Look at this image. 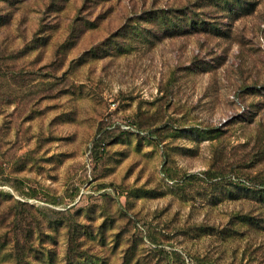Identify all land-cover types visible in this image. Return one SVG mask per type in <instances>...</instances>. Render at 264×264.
I'll use <instances>...</instances> for the list:
<instances>
[{"label": "rangeland", "instance_id": "1", "mask_svg": "<svg viewBox=\"0 0 264 264\" xmlns=\"http://www.w3.org/2000/svg\"><path fill=\"white\" fill-rule=\"evenodd\" d=\"M0 264H264V0H0Z\"/></svg>", "mask_w": 264, "mask_h": 264}, {"label": "built area", "instance_id": "2", "mask_svg": "<svg viewBox=\"0 0 264 264\" xmlns=\"http://www.w3.org/2000/svg\"><path fill=\"white\" fill-rule=\"evenodd\" d=\"M102 145H104V143H102Z\"/></svg>", "mask_w": 264, "mask_h": 264}, {"label": "trees", "instance_id": "3", "mask_svg": "<svg viewBox=\"0 0 264 264\" xmlns=\"http://www.w3.org/2000/svg\"><path fill=\"white\" fill-rule=\"evenodd\" d=\"M102 143V142H101ZM105 143V142H104Z\"/></svg>", "mask_w": 264, "mask_h": 264}]
</instances>
